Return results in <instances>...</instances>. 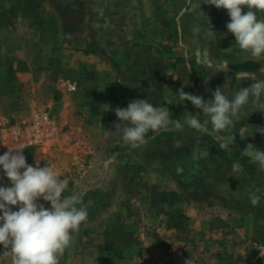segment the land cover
<instances>
[{"label": "rangeland", "instance_id": "obj_1", "mask_svg": "<svg viewBox=\"0 0 264 264\" xmlns=\"http://www.w3.org/2000/svg\"><path fill=\"white\" fill-rule=\"evenodd\" d=\"M10 2L0 1V155L23 149L29 165L49 166L68 179L64 195L83 193L85 204L91 201L60 264H185L189 258L193 264H264L256 223L234 226L218 199L195 200L199 195L193 191L178 190L175 177L183 166L188 178L181 179L187 183L194 174H205L186 155L190 146H183L185 156H174L176 147H159L161 133H150L132 148L114 127L115 109L134 99L164 106L160 96L175 98L181 88L208 97L207 84L183 83L177 66L162 54L187 51L186 61L196 68L192 53L206 44L214 57L216 41L194 32L192 19L179 28L173 17L158 29L161 39L143 45L144 22L131 26L113 14L108 0L98 13L75 10L47 18L41 7L22 15L18 1ZM202 52L208 61L209 49ZM219 65L214 60L210 67L225 79L228 72H218ZM205 67L208 62L197 78L206 74ZM182 104L185 112L193 111L191 102ZM107 105L111 110L105 111ZM198 113L203 121L197 108ZM183 131L207 137L205 130L185 126ZM9 184L0 169V186ZM38 203L51 207L43 199ZM0 264H11L3 245Z\"/></svg>", "mask_w": 264, "mask_h": 264}, {"label": "clouds", "instance_id": "obj_2", "mask_svg": "<svg viewBox=\"0 0 264 264\" xmlns=\"http://www.w3.org/2000/svg\"><path fill=\"white\" fill-rule=\"evenodd\" d=\"M203 3L226 9L230 17L226 28L234 35L238 49L257 61L264 59V19L257 17V11L264 12V0H203ZM218 67V72L230 71L227 61ZM235 79L238 83L233 87L232 81L226 78L222 86L212 91L210 99L186 93L183 88L177 91V97H165L164 106H154L148 99H134L127 108L115 109L119 120L114 125L115 130L132 148L143 144L149 131L157 134L162 130L183 131L185 126L201 131L209 124L214 133L228 131L249 114L247 109L264 112V79L241 72ZM243 79L252 83L241 87ZM186 101L202 110L203 121L199 113L190 112L185 113L183 121L171 118L165 105ZM109 110L107 105L105 111ZM256 131L264 133V128ZM244 132L252 135V129L245 128ZM234 138L228 139L233 141ZM242 154L264 171V151L249 144ZM0 169L10 181L9 185L0 186V245L10 250L11 264H60V258L71 245L72 234L78 232L88 218L87 208L91 201L85 204L83 193L64 195L69 189L68 179H61L49 166L29 165L23 149H9L0 155ZM242 170L238 163L233 164V172ZM259 191L250 193L253 207L261 201ZM40 199L51 207L45 208L38 203ZM14 206L18 210H13ZM185 264H193V261L189 258Z\"/></svg>", "mask_w": 264, "mask_h": 264}, {"label": "crops", "instance_id": "obj_3", "mask_svg": "<svg viewBox=\"0 0 264 264\" xmlns=\"http://www.w3.org/2000/svg\"><path fill=\"white\" fill-rule=\"evenodd\" d=\"M2 3H11L14 0H0ZM20 5V14L24 15L31 10L37 11L38 8L44 11L45 17H64L66 12L70 11H85L98 13L101 10L100 6L105 0H17ZM20 2V3H19ZM111 5L113 14L117 16H124L127 18V22H130L131 26L135 28L142 26L141 22H144V27L139 32L143 36L140 39L141 44H150L154 41H158L162 37L159 35V28H163L166 24L165 19H171L173 17L178 18L177 25L182 27L184 19H192V26L194 32L207 36L208 41H216L217 47L215 56L212 57V47L206 48V44H199V53H192L195 61L199 67L194 70L186 59L188 58V52L181 53H164L162 56H166L164 59L166 62H170L177 66L176 71L181 74L180 78L182 82H188L193 80L196 84H207L210 92L208 97L204 99L212 98V91L218 86H222L227 79L232 81L233 87L236 86V74L238 72L245 73L249 76H255L260 79H264V59L259 61L253 59L250 55L241 52L238 49L234 41V35L228 33L226 24L230 22V17L226 9H217L214 5L205 4L203 0H108L107 6ZM15 3L17 4L16 0ZM74 3H79L80 8H77ZM30 10V11H29ZM246 12L247 9H244ZM82 13V15H83ZM258 19H264V12L257 11ZM160 21V22H159ZM134 24V25H132ZM185 24V23H184ZM158 26V28H157ZM163 26V27H160ZM133 30V27H131ZM141 28V27H139ZM153 28V29H152ZM204 36H202L204 38ZM226 43L223 47L222 44ZM182 47V45L180 44ZM203 49H209L210 57L206 61L203 58ZM150 57L149 59H153ZM217 61L218 65L224 61L228 62L229 69L226 74V78L222 79L220 75L214 76L210 65ZM209 63V67H205V78H197L203 72L201 66ZM192 63L195 64L193 61ZM220 74V73H218ZM207 81V82H206ZM252 83L248 79H243L240 83L241 87H247ZM166 96H171L170 93ZM172 98V97H171ZM177 103L172 105H165L171 111ZM194 110H197L195 106H192ZM248 115L238 121L234 127L230 130L214 133L212 131L211 124L208 125L204 131L207 136L214 141L215 145L205 140L203 137H194L187 131H176L173 134V140L170 142H164L159 144V147L174 148L172 154L174 156H185V150L183 146H190L187 149L186 155L192 158L193 161L203 166L205 170L204 175L194 174L193 182H186L181 179L183 176H187L188 168L182 167V172L176 173L175 181L179 185L178 190L184 191L186 194L199 195L195 196V200L205 199H218L224 204L227 211L228 222L234 224V226H241L243 222L250 220L256 223L260 228L257 236L264 242V171L259 170L258 166L251 163L249 158L242 154L249 144L255 148L264 151V133L256 131L258 128H264V112L252 111L247 109ZM187 112V111H186ZM185 112V113H186ZM190 112V113H191ZM184 113V115H185ZM183 117L181 121H183ZM252 129V135H246L244 129ZM182 134L185 136L182 138ZM245 135L243 138L241 136ZM229 137H235L233 141L229 140ZM178 147L180 150H178ZM182 147V148H181ZM217 148L224 152L225 157H222ZM175 151V152H174ZM181 151V153H180ZM168 154V153H167ZM171 154V153H169ZM177 154V155H176ZM168 155L161 154L162 158H167ZM194 162V163H195ZM234 163H238L242 167L241 172H233L232 166ZM207 174V176H206ZM205 177V178H204ZM207 177V178H206ZM198 179V181H197ZM192 185V186H190ZM259 189L261 201L258 206L253 207L250 203V193H256ZM250 214L254 217H248ZM183 223L180 226H183Z\"/></svg>", "mask_w": 264, "mask_h": 264}, {"label": "trees", "instance_id": "obj_4", "mask_svg": "<svg viewBox=\"0 0 264 264\" xmlns=\"http://www.w3.org/2000/svg\"><path fill=\"white\" fill-rule=\"evenodd\" d=\"M222 46L225 47L226 46V43H223ZM192 69L194 70V73H195V67L193 65H192ZM158 90L160 92H163V90H164L163 86L162 85H158ZM160 99L162 100V103H163V100L164 99H163L162 96H160ZM183 106H184L183 104H179L174 109H172V111H171V114H172L171 115V118L173 120H177V119L181 120L182 119V116H183V114L185 112V108ZM150 133H152V132L149 131V133L146 135V137ZM159 133H161V138L158 140L157 143L161 144V143L167 142V141H169L171 139V136H172L171 131L166 132V131H163L162 130ZM204 139L215 145L214 141H212V139H210L208 136L205 137ZM217 150L221 154L222 157H225V154H224L223 151L219 150L218 148H217Z\"/></svg>", "mask_w": 264, "mask_h": 264}]
</instances>
